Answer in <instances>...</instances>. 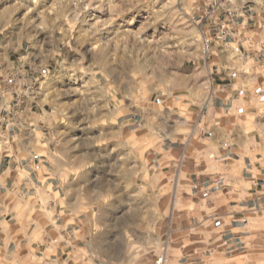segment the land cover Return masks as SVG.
Here are the masks:
<instances>
[{
    "label": "rangeland",
    "instance_id": "rangeland-1",
    "mask_svg": "<svg viewBox=\"0 0 264 264\" xmlns=\"http://www.w3.org/2000/svg\"><path fill=\"white\" fill-rule=\"evenodd\" d=\"M232 20L244 30L231 35ZM222 37L264 41V0H0V74L27 89L49 180L81 225L91 220L98 244L109 238L114 262L168 258L173 208L162 202L171 185L151 166L162 146L180 144L187 104L209 96L204 62ZM128 116L138 117L136 130L123 127ZM117 190L129 195L113 204Z\"/></svg>",
    "mask_w": 264,
    "mask_h": 264
},
{
    "label": "crops",
    "instance_id": "crops-1",
    "mask_svg": "<svg viewBox=\"0 0 264 264\" xmlns=\"http://www.w3.org/2000/svg\"><path fill=\"white\" fill-rule=\"evenodd\" d=\"M235 20L231 35L245 27ZM223 38L204 62L209 96L187 104L180 144L162 146L151 166L171 185L167 264H264V41ZM27 92L0 82V113L11 114L0 118V264H130L112 261L109 238L98 244L49 180ZM138 124L128 116L123 127Z\"/></svg>",
    "mask_w": 264,
    "mask_h": 264
},
{
    "label": "clouds",
    "instance_id": "clouds-1",
    "mask_svg": "<svg viewBox=\"0 0 264 264\" xmlns=\"http://www.w3.org/2000/svg\"><path fill=\"white\" fill-rule=\"evenodd\" d=\"M131 2H132V0H129V3H131ZM133 7H135V5H133ZM139 22H140V21H139V18H138V19H137V23H139ZM151 22H152V21H151V17H149V18H147V19H144L142 27H146V26L150 25ZM97 23H100V22L98 21ZM106 23H108V24H112V23H113V20H109V21H107ZM97 47L99 48L100 45H97ZM96 143L103 144L104 141H103V140H100V141H96ZM127 195H129V193L124 192V191L117 190V194H116V196H114V197L112 198V203L114 204V202H115L117 199L122 200L123 197H125V196H127ZM100 211H101V215H100V217H99L100 222H101L102 225H104L105 230H107V229L110 227V222H111V220H112L111 206H110V204H109L108 201L105 202V206L102 207ZM128 226L131 227L132 225H128Z\"/></svg>",
    "mask_w": 264,
    "mask_h": 264
},
{
    "label": "built area",
    "instance_id": "built-area-1",
    "mask_svg": "<svg viewBox=\"0 0 264 264\" xmlns=\"http://www.w3.org/2000/svg\"><path fill=\"white\" fill-rule=\"evenodd\" d=\"M209 49V41H205V50L207 51ZM238 50V48H235ZM235 73L233 72L232 75ZM0 82L4 84L5 86L9 87L14 84V78L12 76L0 74ZM154 264H167V258L164 251H162L155 259Z\"/></svg>",
    "mask_w": 264,
    "mask_h": 264
}]
</instances>
